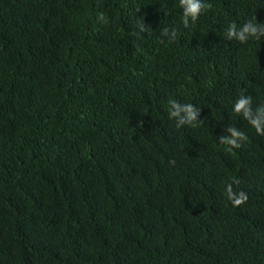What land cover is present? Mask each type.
I'll use <instances>...</instances> for the list:
<instances>
[{
  "label": "trees",
  "instance_id": "1",
  "mask_svg": "<svg viewBox=\"0 0 264 264\" xmlns=\"http://www.w3.org/2000/svg\"><path fill=\"white\" fill-rule=\"evenodd\" d=\"M204 2L185 28L178 0H0V264H264V136L233 111L264 105V38L224 36L264 0Z\"/></svg>",
  "mask_w": 264,
  "mask_h": 264
},
{
  "label": "clouds",
  "instance_id": "2",
  "mask_svg": "<svg viewBox=\"0 0 264 264\" xmlns=\"http://www.w3.org/2000/svg\"><path fill=\"white\" fill-rule=\"evenodd\" d=\"M179 7L182 9V22L185 28L190 26V22L194 23L199 18L200 13L203 10L211 8L210 3H205L204 0H178ZM97 21L100 23H108L107 18L103 13L97 16ZM255 20V18H254ZM137 28L141 33L146 32L149 28L141 21L138 22ZM135 35V33H133ZM162 36L167 37L169 41H174L177 36L175 29L165 28L161 33ZM224 36L227 40H236L240 44L247 42L250 38L255 40H261L264 38V23H257L256 20H249L243 23L241 26H237L236 23H231ZM169 109L168 115L170 119H175L176 126L182 127L184 125L195 126L197 122H201L197 119L199 110L196 109L191 103L181 104L176 100L170 99L168 101ZM233 111L242 115V117L251 125L257 135L264 136V105H258L253 108V99L249 95L241 94L233 104ZM228 135H222L219 138V142L224 145H228L229 151L232 149H239L241 142L247 141L246 134L236 127H227L224 129ZM170 166L175 165V160H170ZM233 183L239 184L238 180H234ZM225 193L227 199L234 205L239 206L248 200V196L244 191H234L232 184L225 186Z\"/></svg>",
  "mask_w": 264,
  "mask_h": 264
}]
</instances>
